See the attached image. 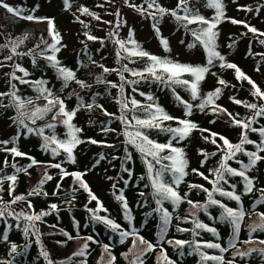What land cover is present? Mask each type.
I'll return each instance as SVG.
<instances>
[{"label":"trees","instance_id":"trees-1","mask_svg":"<svg viewBox=\"0 0 264 264\" xmlns=\"http://www.w3.org/2000/svg\"><path fill=\"white\" fill-rule=\"evenodd\" d=\"M132 0H69L70 7H66L64 0H60L59 8L43 16L35 15V11L38 6H30L28 4H12L9 0H4L14 8L23 9L21 15L27 16L29 14L35 17H46L42 21H29L8 13L3 7H0V45L7 42L8 38L16 39L23 38V43L20 44L17 49L18 52H28L30 49H35L37 53L45 47L44 41L48 44L53 42L50 35L51 29L55 33H59L60 51L56 53L57 59L61 64L76 72V77L79 80L85 81L87 85L91 87L81 88L75 81L68 84L67 87H63V81L58 79L56 69L51 67L47 60L37 56L36 64H33L32 57L30 56H13L12 60H6L5 57L10 55V49L0 47V62L3 66H0V92H10V74L15 71L17 76H23V73L15 70L14 65L19 63L24 67L30 76L25 77L28 80H44L46 81V87L51 89L55 95L64 100L67 110H72L79 103L77 94L83 97L84 102L91 103L95 94V102L97 105H102L103 109L108 113H113V116L104 115L103 111L99 107H93L91 110L81 108L72 120L77 128L81 129L77 133L78 138L83 141L74 148L75 163L68 161L66 154L61 150L59 156H53L50 151L42 150V138L35 134H27L26 130H22L19 139L15 144H8L7 148L13 146L17 147L19 151L26 153V156L14 157L8 151H0V175H12L14 173L15 164L17 167L25 168L31 161L28 157L34 158L40 162L27 169V173L20 172L17 174V180L15 182V191L12 195H9L8 187L9 181H4L3 191L0 192V197L3 198V202H9L12 197L27 194L37 186L39 181L43 178L45 172L51 175L53 178L47 181L42 186V192H46L47 195H33L28 197L27 200L18 201L11 205V208L16 212L21 210L26 212H48L50 214L45 215L41 221H37L36 225L40 232V242H36V237L30 235L25 237L21 230L16 228V221L12 218L8 219V223L12 225L11 230L8 232V240L0 241V261L11 262V264H46L43 256L40 255L41 245L46 249L50 255V258L59 264L60 261L66 260L72 257L74 264H81V261L86 260V264H105L109 259L108 253L105 252L103 245L108 244L110 246V252L116 257L115 264H132L135 260L138 249L141 245L137 241L136 248H132L133 237H129L125 242H120L118 234L110 231L103 223H96L89 219L90 213L88 208L95 209L97 207L96 201H90V197L87 191L80 188L77 183L74 182V178L71 175L61 178L60 169L50 167L51 164L61 163L62 167L67 172H81L85 173L83 180L88 184L91 192L94 193L100 202H102L107 213L101 211V216L107 215L115 222L121 224L123 228H129V221L125 219L123 215L122 202L118 201L113 193L117 195L120 190L128 203L131 210L132 221L131 224L139 229V234L146 240L156 244L155 250L148 252L143 257V264H167V261L161 255V248L166 251L168 258L176 261V264H201V258L198 253L194 252L191 247L185 245L183 248L184 255L180 256L181 249L174 247L167 243L168 240H183V241H211L219 242L222 247L228 250L221 253L218 249H202L208 255H219L223 257L224 264L232 262V264H264V256H261L259 252H253L251 256H245L241 258L236 255L237 250L240 252H247L249 249H262L264 244H260L259 241L264 240V231L257 230L256 232L250 231V226L260 223V218L256 214L245 215L241 223L239 242L236 243V247H230L228 241L231 238V226L227 223H220L218 220L214 221L212 217L218 218L222 209L219 206L213 205L209 207L208 212L203 210L193 209L187 202L191 200L193 203L203 205L207 202V194L199 187H190V185H203L204 188L210 191L213 185L200 176L193 169H197L203 173L204 176H208L209 180L213 177L211 170L216 169L221 160V154L218 152L215 144H212L210 140H205L204 137H208L210 133L208 131H200V129H208L210 132L219 133L226 137L233 144L239 142L241 129L239 127L232 126L231 120L226 113L219 112L213 114L211 107L205 108L201 111L195 107L201 100H192L190 94L179 85H174L176 93L179 94L185 101L193 104L191 116H185V108L175 98L172 91V87L165 84H161L158 81H154L150 76L145 80H140L139 77L132 76L131 73H123L127 81L138 80L137 84H124V97L135 98L141 103V105H147L150 103L159 104L169 115L179 117L180 119H188L195 122L198 125V129L192 130L187 139L180 141L178 144L173 141V144L183 149L185 159L187 160V167L185 171L187 175L179 184L177 191L184 197L187 194L186 199L183 200L173 210V205L170 202L165 201L163 207L167 208L172 213L171 223L169 224L167 233L160 237L161 220L159 215L153 210L157 208L155 200L153 198V189L150 186V181L147 178V169L141 154L132 145L126 143L125 125L121 122L119 117L121 116V104L118 103L124 97L121 96L119 85L123 83L120 80L118 71H111L112 69L119 70L123 64H127L130 69L142 70L148 63L146 58L133 57L136 62L131 63L128 59L117 57V52H121V57L125 56L119 46L115 43L116 39L127 40L129 33H124V25L117 30L115 29L116 21L112 19H106L105 16L114 17L119 20L117 12L123 8V5H127ZM159 4L165 8L172 9L176 7L177 0H158ZM192 4L199 9L200 14L205 18L211 19L215 15V9L206 7L205 0H191ZM196 3V4H194ZM225 7V1L222 0ZM135 5H144L147 8L145 0H135ZM202 5V6H201ZM259 2L252 3L250 1L245 2L242 7V14H246L248 8H256L252 15L245 17L238 13L233 15L231 10L224 11V17L218 24L215 31L219 33L217 38V51L221 54L222 47L225 48L226 43L233 45L231 50L237 51L243 45H247L248 52L246 50L245 57L240 59H233V54H222L226 57V61L236 64L247 76H249L255 83L264 91V44L259 43L260 40H264V36H259V32H264V15L259 14L260 11ZM86 7L90 12L95 13L100 19H96L94 16L82 13L80 8ZM207 8L209 11L204 13L201 8ZM119 8V9H118ZM259 9V11H257ZM248 11V10H247ZM138 12V11H137ZM140 13V12H139ZM117 16V17H116ZM148 16V15H147ZM169 17V15H166ZM165 16V17H166ZM78 18V19H77ZM113 19V20H115ZM232 19L237 21H244L248 25L258 29L257 34H253L248 31L243 24H234ZM111 20V21H110ZM80 21H83L81 23ZM106 22L113 27L109 30V34L106 37L99 30L94 29L96 23ZM152 21V25H153ZM176 22V21H175ZM87 25V27H85ZM180 28L177 33H183L185 36L191 37L190 33L178 24ZM198 24L189 25V28H197ZM118 31V36L110 35ZM134 32V39L139 43L143 50H146L159 57H167L174 61H178L183 64L192 65H204L203 62H189L181 60L180 56H174L172 54V47L169 45L170 51H165L161 40L159 39L160 49L154 50L147 46L146 42L142 40L135 32V29H131ZM164 29H162L163 31ZM95 36L98 39L88 40L85 33ZM165 37V36H164ZM168 38L167 36L165 37ZM169 39V38H168ZM223 39V40H222ZM230 41V42H229ZM39 45V48L36 46ZM128 47H132L128 45ZM256 47V48H255ZM263 49H261V48ZM253 50V51H252ZM68 52V53H67ZM205 52V51H204ZM67 53V54H66ZM50 54V53H49ZM66 54V55H65ZM239 54V52H238ZM65 55V56H63ZM206 55V53L204 54ZM91 57V59H89ZM93 61L95 63H93ZM118 61V63H117ZM243 61L244 64L240 62ZM221 62L215 61L214 66L210 68L209 73L206 74L205 79L200 83L199 93L203 98L208 92L213 91L217 87L222 88L221 95L216 99L215 103L227 109L228 113H232L233 116L239 114L238 119H243L252 116V110H249L243 104H236L231 97H235L237 100L246 101L249 103H264L258 101L251 95L252 86L246 80H237L234 69L226 67H220ZM110 71L104 72L103 68ZM259 67V71L257 68ZM212 73H215L213 75ZM147 75V74H146ZM97 77H100L104 82L97 83ZM184 78L191 79L190 76L185 75ZM224 79L227 81L228 86H220L217 83L218 79ZM112 82L118 85L117 87H111L107 82ZM11 83L16 84L18 89L17 95L21 97L33 98V105H26L24 111L31 112L34 106L43 107L47 102L43 99H36L39 95L33 87L28 84H20L18 81L12 80ZM157 84V85H156ZM62 89V90H61ZM135 89V91H134ZM143 92L145 95L141 96ZM172 96L173 102L176 104L172 106L167 103L166 93ZM151 95L153 100H148L147 96ZM4 104H9V98H3ZM56 109L47 113L43 118L38 119L35 124L29 123L31 127H43L47 123L52 121ZM129 120L132 117L139 116L144 118L142 108H136L132 110V105L129 103V110L124 113ZM17 115V111L14 107H0V141L10 140L15 137L18 132V125L14 123V118ZM258 123L253 127L264 126V117H259ZM215 121V123H212ZM165 124H169L176 127L175 121H166ZM135 127V122L133 121ZM7 127H10L12 133L7 132ZM113 129V131H103L104 128ZM134 127H129L127 131H134ZM57 137L59 139H66V128L62 124H57L55 129ZM51 130L45 129V135H50ZM148 135L151 139L160 143H167L169 136L165 133L158 132L155 129L149 130ZM251 140L259 142V135L257 133H249ZM96 140L99 143L93 144L90 141ZM217 144H222L219 137H216ZM111 145V147L109 146ZM55 147V145H52ZM3 147V145H0ZM245 148L249 151H254L253 145H245ZM201 151L208 154L217 153L216 155H209L206 162L205 157L201 155ZM128 153H131V160L126 161L125 157ZM167 152L162 153L166 155ZM264 156V152L260 153ZM101 156L103 158L101 159ZM238 159L248 162V158L243 154H239ZM7 159L8 166L5 167L4 161ZM232 167L239 168L240 165L234 161L228 162ZM127 167L131 170L132 174L129 176L123 169ZM249 176L255 177V187L251 193L241 196V201L246 210H251L255 207L257 213H264V205L256 206L254 201L261 196V193L257 189H264V160L257 163L256 167L248 173ZM112 177V179H108ZM122 177V179H121ZM141 177H144L141 179ZM165 179L171 180L169 176ZM124 181H128L127 184ZM230 183L237 185L236 192L240 194L243 192V184L240 177H231ZM60 185L59 189L57 185ZM113 184L116 188H113ZM148 185V187H145ZM226 190H231L227 185L224 186ZM75 189V191H74ZM143 192L144 196L140 193ZM215 199L221 200L229 207L236 208L237 203L234 200H228L225 197H221L215 194ZM28 201H31L32 208L29 209ZM56 204L57 209L53 210L50 205ZM151 213V215H147ZM195 213V215H193ZM199 219L201 222L208 224L210 227H215L219 233V239L213 236L212 233L197 229L200 234L194 236L193 229L195 227L193 220ZM78 222L79 227H76ZM6 225L0 220V234L5 231ZM178 229H187V231H178ZM70 233L74 239L68 240L62 233ZM92 236L98 243L92 241H86V237ZM251 237L252 242L244 243ZM57 241H66V243L58 244ZM88 243L87 255L84 257L75 256L73 253L80 251L85 243ZM11 243L17 244V253L10 254ZM27 245V247H25ZM131 249V250H130ZM127 254V258L125 255ZM103 257V259H101ZM204 264H216L213 261H206Z\"/></svg>","mask_w":264,"mask_h":264},{"label":"snow or ice","instance_id":"snow-or-ice-1","mask_svg":"<svg viewBox=\"0 0 264 264\" xmlns=\"http://www.w3.org/2000/svg\"><path fill=\"white\" fill-rule=\"evenodd\" d=\"M128 3V0H125ZM147 3V8L144 5H135L129 3L128 6L134 8L136 11L140 12L141 15L147 14L149 17L152 18L153 22V29L158 36H160V21L166 15H170L175 19V21L183 28H185L190 35L192 36L193 40L192 43L188 45L189 48H194L199 44L203 47L206 53V64L204 65H192V64H183L178 61H174L167 57H159L156 56L146 50H143L139 43L134 39V32L132 30L129 31V36L127 40L116 39L115 43L119 46V48L126 53L125 56L121 57V52H117L118 59H128L129 62L135 63L136 61L132 59L133 57L139 58H146L148 63L142 70H134L130 69L127 64H123L121 69L116 70L112 69L111 71H118L120 75V80L123 82L119 86L112 82H107L111 87H119L121 96L124 97V84H137L139 83L138 80L127 81L123 75L125 72L131 73L132 76L139 77L140 80H145L149 76L154 79V81H158L161 84H165L169 87H172V91L175 95V98L183 105L185 108V116H191L193 104L185 101L182 97L179 96L178 93L175 91L174 85H179L184 87V89L190 94L192 100L200 99L201 102L196 105L195 107L199 108L201 111H204L205 108L211 107V111L213 114H218L219 112L226 113L232 123V126L239 127L241 129L240 133V140L239 142L233 144L229 141L226 137L220 135L219 133L210 132L208 129H200V131H208L210 135L208 137H204V139L210 140L212 144H215L217 147L218 152L221 154V160L219 161V165L216 169L211 170L212 179L209 180L208 176H204L203 173L199 172L197 169H193L194 172H197L200 176H202L205 180H208L209 183L213 185L212 190L210 191L207 188H204L203 185H190V187H199L207 194V202L203 205L193 203L191 200L187 202L192 206L193 209L196 210H203L205 213L208 212L209 207L216 205L219 206L222 211L218 218L212 217L214 221L218 220L220 223H227L231 226V238L228 241L230 247H236V243L239 242V233L241 228V223L245 215L256 214L260 218V223L254 224L250 226L251 232H256L257 230L264 231V213H257L255 207L251 210H246L243 206L241 201V196L251 193L255 187V177L249 176L248 173L251 172L257 165V163L261 160H264V156H261L260 153L264 152V126L260 127H253L254 124L258 123L259 117H264V103H249L246 101H241L235 99V97H231L230 99L233 100L236 104H243L249 110H252L253 114L250 117H246L243 119H238L237 117L239 114L233 116L232 113H228L227 109L222 108V106L217 105L215 103L216 99L219 98L222 92L221 87L215 88L213 91L208 92L203 98H201L199 93V86L200 83L205 79L207 73H209L210 68L214 66L215 61H220V67H226L229 69L235 70V75L237 80H246L251 86L252 91L251 95L256 98L258 101L264 102V91L260 89L258 85L249 77L247 76L236 64L230 63L226 61V57L222 55L219 51H217V38L219 33L215 31L219 22L225 18L224 17V5L222 0H205V6L215 9V15L211 18H205L202 14H200L199 9L192 4L191 0H177V4L175 8L168 9L163 7L159 4L158 0H145ZM65 6L70 7L69 0H64ZM0 7H3L8 13H11L15 16H18L22 19H26L29 21H42L44 19H48L46 17H35L32 14L27 16H22L21 13L23 9L21 8H14L10 6L8 3H5L4 0H0ZM248 11H252L251 8L247 9ZM82 13H86L89 15L94 16L96 19H100L99 16H96L95 13L89 11L88 8L82 7L79 9ZM259 11V9H257ZM119 16V13L116 14ZM78 19V18H77ZM83 23V21H80ZM234 24H243L246 28H248L249 32L253 34L258 33V29L248 25L244 21H237L235 19L231 20ZM124 23L121 20H118L115 29H119L121 24ZM50 24V35L52 36L53 42L48 44L47 41H44L45 47L40 50L39 53L35 51V49H30L28 52H18L17 49L19 48L20 44L23 43V38H8L7 42L0 47L9 48L10 55L5 57L6 60H12L13 56H30L32 57L33 64L37 62V56H40L48 61L49 65L56 69L58 79L63 81V87H67L68 84L72 81H75L81 88L91 87L87 85L85 81L79 80L76 77V72L72 69H69L61 64V62L57 59L56 53H58L61 49L57 45L60 44V36L59 33H55L51 29V20H49ZM198 24L199 27L197 28H189V25ZM87 27V25H85ZM88 40H95L98 39L95 36L89 35L87 32L85 33ZM110 35L118 36V31L110 33ZM259 36H264V32H259ZM183 43V41H181ZM259 43L264 44V40H260ZM161 44L165 51H170L168 40L166 38L161 37ZM131 45L132 47H128ZM232 47L233 45H228ZM40 46L37 45L36 48ZM50 53V54H49ZM264 55V54H262ZM91 59V57H89ZM93 63H95L93 61ZM0 66L2 62H0ZM104 72L110 71L107 68H104L101 65ZM15 70L23 73V76H17L15 71L10 74V92H0V107H14L17 111V115L14 118V123L18 125V132L15 137H12L10 140L0 141V151H8L13 154L14 157L19 156H26V153H23L18 150L17 147L13 146L11 148H7L8 144H15V142L19 139L21 131L26 130L27 134H35L42 138V150L50 151L53 156H59L61 150L66 154L67 159L71 163H75V156H74V148L79 144L82 143L77 133L81 131V129L77 128L74 124H72V120L81 108H86L91 110L94 106L99 107L104 115L113 116V113H108L106 110L103 109L102 105H97L95 102V94L93 96L91 103H85L83 97L77 94V99L79 103L76 107L72 110H67V106L64 100L60 99L57 95L53 93V91L46 87V81L44 80H28L25 77L30 76V73L22 67L19 63L14 65ZM259 71V67L257 68ZM147 74V75H146ZM215 75V73H212ZM190 76L191 79L184 78V76ZM12 80L18 81L20 84H28L35 89V91L39 94L36 99L43 98L47 103L41 106H34L31 112L24 111L26 105H33L34 101L31 97H21L17 95L18 89L16 84L11 83ZM104 81L97 77V83H103ZM218 85L227 87V81L220 78L217 80ZM62 90V89H61ZM135 91V89H134ZM141 96L145 94L143 92L140 93ZM9 98V104H4L3 98ZM148 100H153L151 95L147 96ZM118 103L121 104V116L119 119L125 125V136H126V143L132 145L136 150L141 154L144 163L147 169V178L150 181V186L153 189L152 195L157 205L153 211L156 212L161 220L160 226V237H163L167 231L169 224L171 223L172 213L168 211L167 208H164V202H170L173 205V210L183 201L186 199L187 194L182 197L177 188L179 184L182 182L184 177L187 175L185 171L187 167V160L185 159V154L182 148L177 147L173 144V141H176L177 144L180 141H183L188 138L192 130L198 129V125L195 122H192L188 119H180L179 117H174L169 115L159 104L157 103H150L147 105H141L139 101L135 98H128L124 97ZM129 103L132 105V110L134 111L136 108H142L144 113H146L144 118L139 116H133L132 120H129L127 116L124 114L126 110H129ZM53 109H56L54 115L52 116V121L44 125L43 127H31L29 123L26 121L31 122V124H35L38 119L43 118L47 113L52 112ZM133 121L135 122V127L133 126ZM166 121H175L177 126L173 127L169 124H165ZM215 123V121H212ZM57 124H62L66 128V139H59L56 134V127ZM129 127H134V131H127ZM50 129L51 134L45 135V129ZM155 129L158 132L165 133L169 136L167 143H160L156 140H153L148 135L149 130ZM103 131H113L110 128H104ZM249 133H257L260 137L259 142L251 140L249 138ZM216 137L222 141V144H217ZM93 144L99 143L96 140L90 141ZM52 145H55L53 147ZM245 145H253L254 151H249L245 148ZM111 147V145H109ZM167 152L166 155H162V153ZM217 153L208 154L206 152L201 151V155L205 157V160L202 163L206 162L209 155H216ZM243 154L248 158V162L245 163L243 160L238 159V155ZM103 156H101V159ZM131 153H128L125 157L126 161L131 160ZM31 163L25 167L20 168L17 167L15 164L12 165L14 168V173L12 175H0V192L3 191V183L4 181H9L8 192L11 196L12 193L15 191V182L17 180V174L20 172L27 173V169L32 167L35 164L40 162L36 161L32 157H28ZM234 161L236 164L240 165L239 168L232 167L228 162ZM5 167L8 166V161L5 159L4 161ZM50 167L60 169L61 178L71 175L74 178V182L79 185L80 188H83L85 191L88 192L90 201H96L97 207L95 209L88 208V212L90 213L89 219L96 223H103L110 231L118 234L120 237V242L123 243L129 237H133L132 248H136L137 241L141 245V248L138 249L135 260L132 264H143V257L157 247L156 244L146 240L143 236L139 234V229L131 224L132 216L131 210L129 209L128 203L126 198L123 194V191L120 190L119 194L117 195L115 192L113 195L118 201L122 202L123 208V215L125 219L129 221V228L125 229L123 226L113 219L109 218L107 215L101 216L99 213L101 211L107 213V209L104 208L102 202L99 201L98 197L91 192L88 184L83 180V176L85 173L81 172H67L62 167L61 163L51 164ZM2 171V170H0ZM124 172H127L129 176H131L132 172L129 168L125 167L123 169ZM166 176L171 178L169 180L165 179ZM231 177H240L241 182L243 184V192L237 194L235 183H230ZM53 177L45 172L43 178L39 181L36 187L30 191L27 196L18 195L12 197V199L5 203L3 202V198L0 197V220H2L5 225V231L0 234V241H7L8 240V232L11 230L12 225L8 223V219L12 218L16 221V228L21 230L25 237H29L33 235L36 237V242H40V232L39 228L36 225L37 221H41L45 215L50 213L48 212H40L35 213L34 211L29 213L26 211L21 210L20 212H16L14 209L11 208L12 204L17 203L18 201L27 200L28 197L33 195H47L46 192H42V186ZM144 177H141L143 179ZM108 179H112V177H108ZM122 179V177H121ZM125 184L128 181H124ZM225 185L228 186L231 190H226ZM60 185H57L59 189ZM148 187V185H145ZM113 188H116V185L113 184ZM75 191V189H74ZM261 193V196L258 197L254 204L256 206L264 205V189H257ZM215 194H218L221 197H225L228 200H234L237 203L236 208L229 207L221 200L215 199ZM141 196H144V193H140ZM29 209L32 208L31 201H28ZM50 208L55 210L57 209L56 204L50 205ZM147 215H151L148 213ZM195 215V213H193ZM193 223L195 225L193 229L194 236H199V230H205L213 234V236L219 239V233L217 229L213 226L210 227L208 224L201 222L199 219H194ZM76 227H79L78 222H76ZM63 235L68 239H74L70 233L63 232ZM178 231H187V229H178ZM86 241H92L93 243H98L95 241L92 236L86 237ZM252 242L251 237L248 241H244V243ZM58 244L66 243V241H57ZM168 244L173 245L181 249L180 256L184 255L183 248L185 245H188L192 248V250L199 254L201 258V264H204L206 261H213L216 264H224L223 257L219 255H208L202 249H218L221 253L227 251L228 249L222 247L219 242H211V241H183V240H168ZM260 244H264V240L259 241ZM17 244L11 243L10 254L17 253ZM27 247V245H25ZM89 245L86 242L80 251L73 253V257L80 256L84 257L87 255V249ZM103 248L106 253H108L109 259L105 262V264H115L116 257L113 256L110 252V246L108 244L103 245ZM131 250V249H130ZM253 252H259L261 256H264V248L262 249H249L247 252H240L237 250L236 255H239L241 258L245 256H251ZM19 254V253H17ZM40 255L43 256L46 264H56L50 258V255L46 249L43 248L41 245V252ZM125 258H127V254H124ZM161 255L167 261V264H176V261L171 260L168 258L166 251L161 248ZM103 259V257H101ZM0 264H5L4 261H0ZM7 264H11V262H7ZM59 264H74L72 257L67 258L66 260L60 261ZM81 264H86V260L81 261ZM228 264H232V262H228Z\"/></svg>","mask_w":264,"mask_h":264},{"label":"rangeland","instance_id":"rangeland-1","mask_svg":"<svg viewBox=\"0 0 264 264\" xmlns=\"http://www.w3.org/2000/svg\"><path fill=\"white\" fill-rule=\"evenodd\" d=\"M225 1V10H231L233 15H237L240 13L241 15L248 17L252 15V13L256 10V8H252V11H247L246 14H242V10L240 7L244 5L245 2H252V3H258L260 6L259 14L261 16L264 15V0H224ZM12 4H28L30 6L38 5V8L35 11V15L43 16L47 13H50L54 10H57L59 8V2L60 0H9ZM131 4H135V0L130 1ZM196 4V3H194ZM202 6V5H201ZM119 9V8H118ZM204 13H207L209 9H205L204 7L201 8ZM121 21L124 19L125 26H124V33L128 34L129 31L134 28L136 34L146 42L147 46L154 50H159L160 46L157 41L158 35L155 33V31L152 29L151 26V20H149V16L147 14L141 15V13L137 12L134 8L129 7L127 5H123V8L120 9ZM117 17V16H116ZM106 19H112V21H118L114 17L105 16ZM115 19V20H113ZM126 20V21H125ZM111 21V20H110ZM124 24V23H123ZM178 23L175 22V19L169 15V17H165L160 21L159 26L164 29L162 31V36H167L169 38L170 46L172 47V54L174 56L179 55L181 60L183 61H189V62H203L206 60V57L204 55L203 50L201 47L196 46L194 48H189L188 45L192 43L193 38L185 36L183 33H177L175 30H179L180 28H177ZM113 27L111 24H106V22H98L95 24L94 29L99 30L102 34H104L106 37L109 34V30ZM223 40V39H222ZM183 41V43H181ZM230 42V41H229ZM230 44L225 45V48L222 47V54H232L234 53L233 59H240L242 57H245V53L247 50V45L243 44L239 49L238 52L231 50L228 46ZM233 47V46H232ZM256 48V47H255ZM261 48V47H259ZM263 49V48H261ZM68 53V52H67ZM66 53V54H67ZM65 54V55H66ZM63 55V56H65ZM118 63V61H117ZM241 64H244L243 61L240 62ZM166 93L167 103L175 106L176 104L173 102L172 96L169 94V92H163ZM7 132L12 133L10 127H7Z\"/></svg>","mask_w":264,"mask_h":264}]
</instances>
